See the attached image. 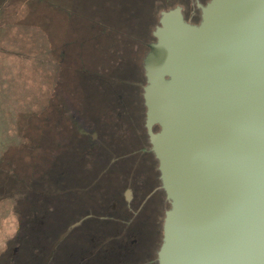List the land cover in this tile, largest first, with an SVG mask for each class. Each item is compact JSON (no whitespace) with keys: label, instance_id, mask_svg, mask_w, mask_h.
Segmentation results:
<instances>
[{"label":"water","instance_id":"water-1","mask_svg":"<svg viewBox=\"0 0 264 264\" xmlns=\"http://www.w3.org/2000/svg\"><path fill=\"white\" fill-rule=\"evenodd\" d=\"M154 37L146 127L171 204L159 264H264V0H211L199 26L177 8Z\"/></svg>","mask_w":264,"mask_h":264},{"label":"flooded vegetation","instance_id":"flooded-vegetation-1","mask_svg":"<svg viewBox=\"0 0 264 264\" xmlns=\"http://www.w3.org/2000/svg\"><path fill=\"white\" fill-rule=\"evenodd\" d=\"M210 2L196 0L195 21L182 10L185 21L199 26L202 8ZM142 75L147 85L144 65ZM144 115V122L137 118L145 130L140 142L133 140L129 121L116 128L106 124L114 119L108 115L105 126L80 130L79 138L66 136L59 154L46 153V163L58 165L51 169L65 182L64 193L54 192L55 198L39 191L43 204L34 202L32 216L17 222L18 247L12 254L2 251L0 264H159L170 202L146 127L147 108ZM153 131L158 133L159 126ZM74 182L83 188L77 190ZM45 209L48 216L42 215Z\"/></svg>","mask_w":264,"mask_h":264},{"label":"rangeland","instance_id":"rangeland-1","mask_svg":"<svg viewBox=\"0 0 264 264\" xmlns=\"http://www.w3.org/2000/svg\"><path fill=\"white\" fill-rule=\"evenodd\" d=\"M86 1L89 7L91 3H94L91 0ZM157 3L161 9L179 6L189 20L195 21L196 19L194 14L196 0H159L155 2L154 8ZM92 9L96 13L99 11L96 6H91L90 10ZM161 11L157 9L156 13L160 14ZM87 12L89 13L87 7L83 8L77 0H51V2L50 0H0V97L2 95L3 101L6 102L13 99L20 101L25 99L33 101L43 100L44 97H47V100L51 103L60 94L57 91L58 85L63 84L68 75L75 71L79 72L81 70L80 67L84 63V69L89 68L91 71H101L99 78L95 81H106L117 89L115 91L117 92L116 95L126 96L130 106V111L127 113L130 117L129 128L133 140L140 142L145 130L143 123L141 124L137 118L144 122L145 115L144 109L140 107L139 102V99H141V84L143 83L141 82L142 70H140L139 62L147 52L144 49L131 50L128 53L130 58H132V63L129 64L127 61L115 68V56L111 54H113L115 45H118L117 47L120 44L127 46L124 35L120 36L119 34L128 33V28L125 30L120 23L121 20L114 17L116 23L111 28H108L107 24H105V22L110 23L111 21L107 20L102 23L105 28L103 33L102 30L90 29L91 27L86 21L87 19L89 21V17L88 15H86L87 19L85 17V13L88 14ZM72 29H77L75 36L69 35ZM114 30L115 32H112ZM117 30L118 32H116ZM86 36H93L94 40L88 43ZM72 37H75V39L69 41ZM97 37L104 40V46L97 45ZM94 49L101 51V54L99 51L95 54L96 51ZM77 56L82 57L84 61H77ZM86 56L91 62L95 58L97 62L102 61V58L103 61L100 65L91 68L88 66L89 64L91 65V62H87ZM124 57L126 59V55ZM125 65H131V70L128 73H124ZM76 67H78V70H75ZM120 78L130 81L131 85L137 84L138 88L135 90L129 85L114 84ZM74 80L79 85L83 82L80 77L77 78L76 76ZM57 82L59 83L57 84ZM66 83L67 81L64 84L66 85ZM4 90L5 92L2 94ZM93 92H96V89ZM79 115L81 116L82 113ZM85 124L88 128H93L90 124ZM35 155L40 159L43 157L41 152ZM18 156H20V151ZM21 157L25 158V161L17 158L16 161H19L16 163L20 164H16V166L21 170L24 168V170L28 171L31 169L35 172L36 167L31 164L33 158H31L30 154L27 152L22 153ZM80 170L76 171V173L80 174ZM147 170H150V168ZM21 174L23 176L28 175L27 172H22ZM150 175L152 176L151 172ZM3 178L5 179L4 176ZM43 183V186L48 189L47 194L56 191L59 192L58 196H60V192L64 193V188L57 187L54 189L51 181ZM74 185L77 190L83 188L81 187L82 183L74 182ZM18 195L15 194V197ZM30 196H27L19 206L15 202L5 201L0 208V255L4 250L8 251L7 254H12L14 248L18 247L15 245L14 239L19 227L17 228L15 225L21 219L23 220V215H26L29 211V202L34 206L33 199H31L33 196L28 199ZM40 199L36 202L37 207L42 205L43 200H45L43 197ZM19 212H22L20 216H18Z\"/></svg>","mask_w":264,"mask_h":264},{"label":"trees","instance_id":"trees-1","mask_svg":"<svg viewBox=\"0 0 264 264\" xmlns=\"http://www.w3.org/2000/svg\"><path fill=\"white\" fill-rule=\"evenodd\" d=\"M78 3L88 9L89 13H85L89 17V21L86 17V21L90 25V29H97L104 31L102 25L105 21H111L110 23L105 22L108 28H111L116 23L115 18L121 20L123 28H128V33H120L124 35L127 46L120 44L114 46L113 54L115 56V68L124 62L132 63L129 51L135 49H144L146 54L139 62L140 70L143 73V61L148 55V46L154 42V33L157 28L160 27V21L164 13L170 12L179 6L174 8H163L157 5L154 8V4L159 0H91V6L99 8L97 13L92 9L90 10L89 4L86 0H77ZM49 2V1H48ZM51 2V0H50ZM52 5V4H51ZM154 9V10H153ZM157 9L162 10L160 14L156 13ZM197 9V4H194V10ZM78 19L79 17L76 16ZM97 19V20H96ZM99 19L101 20L99 22ZM91 20V21H90ZM81 30V29H80ZM87 30V29H86ZM77 29H72L70 36H75ZM97 32V31H96ZM112 32H115L112 31ZM118 32V30L116 31ZM117 34V33H116ZM88 43L94 40L93 36H86ZM98 38V37H97ZM70 39V38H69ZM75 37H72L73 41ZM96 39V38H95ZM97 45L104 46V43L100 37L97 39ZM73 43V42H71ZM86 45V44H85ZM84 45V46H85ZM135 46V48H134ZM124 47V48H123ZM94 51H96L94 49ZM99 51V50H97ZM97 51L95 54H97ZM101 54V51H99ZM134 52V51H133ZM126 55V59L124 57ZM76 56V55H75ZM77 61L82 60V57L77 56ZM87 62H91L86 56ZM103 61V58H102ZM102 61L97 62L96 58L89 64L91 68L96 65H100ZM105 61V59H104ZM131 61V62H130ZM83 63V62H82ZM97 63V64H96ZM85 64L80 67L79 72L74 73L66 77V85H58L57 98L53 102L49 103L47 97L43 100H15L6 102L3 101V96L0 97V208L4 202H15L17 206L28 199H33V202L40 200V190H48L46 186H43V182H53L54 189L57 187L65 189V182L57 180V171H52L58 167L57 164L52 166L46 163V153L53 150L58 153L63 148V144L67 141L65 138L75 135L79 138V131L88 129L85 124H90L91 127H103L104 118L108 115H113L114 119L111 122L106 123L107 125H114L116 128L124 129L128 124L127 120H130L127 114L130 111V106L126 100L125 95H116L117 89L108 82L95 81L99 78L100 72L97 70L91 71L89 68L84 69ZM78 67L75 68V70ZM131 70V65H125L124 73H128ZM107 72V70H106ZM82 79V83H78L75 79ZM130 81L125 78H120L115 81L116 85H129L131 88H138L137 84L131 85ZM141 99H139L140 107L146 111L143 100V93L145 84V76L141 78ZM95 83V84H94ZM94 84V85H93ZM96 92H93L95 89ZM4 89V88H3ZM94 89V90H93ZM5 90L2 92V94ZM61 95V96H60ZM86 97V98H85ZM118 97V98H117ZM46 98V99H45ZM26 109H21L25 108ZM107 111L118 112L116 114H106ZM82 113L80 116L79 114ZM145 119V118H144ZM97 120H99L97 122ZM97 124V125H96ZM144 128V125H143ZM122 133L121 130H119ZM20 151V156H18ZM26 151L33 158L32 166L36 167L34 170H21L16 163L17 158H21L22 153ZM43 154L42 158L36 157L35 154ZM35 155V156H33ZM27 164V163H26ZM34 167V169H35ZM52 168V169H51ZM61 168V167H59ZM27 172L28 175L23 176L21 173ZM61 172V171H60ZM5 177V179L3 178ZM22 188V189H20ZM24 189V191H23ZM51 189V190H54ZM56 192V191H54ZM51 193L53 197H55ZM20 193V195H18ZM15 194L18 196L15 197ZM29 194V195H27ZM19 198V199H18ZM30 209L26 215H23V219L32 216L31 207L33 205L29 202ZM47 206V204H46ZM49 206V205H48ZM47 206V207H48ZM171 209L169 204L168 210ZM44 216H48V210L45 209L43 212ZM52 212H50L51 214ZM22 212L18 214L20 216ZM25 214V213H24Z\"/></svg>","mask_w":264,"mask_h":264},{"label":"crops","instance_id":"crops-1","mask_svg":"<svg viewBox=\"0 0 264 264\" xmlns=\"http://www.w3.org/2000/svg\"><path fill=\"white\" fill-rule=\"evenodd\" d=\"M54 83V82H53Z\"/></svg>","mask_w":264,"mask_h":264}]
</instances>
